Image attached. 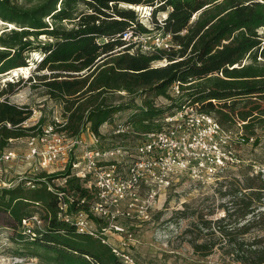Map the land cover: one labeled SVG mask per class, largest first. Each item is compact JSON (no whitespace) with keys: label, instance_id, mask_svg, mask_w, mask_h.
<instances>
[{"label":"trees","instance_id":"obj_1","mask_svg":"<svg viewBox=\"0 0 264 264\" xmlns=\"http://www.w3.org/2000/svg\"><path fill=\"white\" fill-rule=\"evenodd\" d=\"M147 7L153 10L152 30L135 9ZM160 13H167L162 22L157 20ZM0 20L16 27L0 34V76L26 69L32 53L42 54L27 81L0 83V152L39 130L25 126L33 110L10 101L28 83L61 106L67 121L60 131L70 138L90 131L103 139L102 127L129 110L133 114L124 126L147 133L150 123L198 104L222 126L240 124L243 143H259L258 131L264 129V0H0ZM152 32L171 34L172 44L143 52L124 40L126 33L135 37ZM40 36L50 41L35 46L32 39ZM161 62L166 65L155 66ZM175 83L181 86V100L174 112L164 115L147 97L171 99ZM110 93L146 100L142 106H117L108 102ZM47 179L66 180L61 190L74 198L73 211H87L95 200L94 192L72 176V166ZM247 183L251 194L244 206L227 209L214 225L204 226V231L218 230L220 238L190 242L203 259L220 249L237 264H264V238L245 239L251 231H264V168ZM0 211L16 233L22 219L33 213L45 220L34 241L26 238L25 243L27 254L44 264H123L110 249L97 248L92 238L58 219V197L46 184L35 190H4Z\"/></svg>","mask_w":264,"mask_h":264},{"label":"rangeland","instance_id":"obj_2","mask_svg":"<svg viewBox=\"0 0 264 264\" xmlns=\"http://www.w3.org/2000/svg\"><path fill=\"white\" fill-rule=\"evenodd\" d=\"M257 1L262 2L263 0ZM37 3L39 1L35 4ZM21 5L25 6V3L23 2ZM80 8L84 10V5L81 4ZM135 9L140 16L141 23L152 30L153 10H149V7H147V10L141 11L138 8ZM166 18L167 13H160L157 16L159 22L164 21ZM47 22L49 25L52 24L51 20H47ZM66 24L69 28H73L71 23ZM11 29H16V27L0 20V34ZM155 33L152 32L151 36L156 35ZM262 33H264V30H262ZM32 41L35 46H39L50 40L47 36H40L38 40L32 39ZM130 41L128 40V42ZM149 42L147 44L141 40L134 41L136 48L144 51L147 49L145 47H150ZM41 58L42 54L40 52L32 53L28 61L29 66L26 69H16L1 75L0 83L17 81L20 78L27 81ZM165 65L166 62H161L155 66ZM169 95L171 99L163 96L156 98L152 95L147 97V100L152 102L157 110L165 112L164 115L170 114L174 112L181 97H175L171 90ZM107 99L109 103L117 106H142L146 100L144 98L138 99V97L133 100L124 93H110ZM10 101L18 106H26L33 110L32 118L26 126L39 129L34 133V136H40L44 129L56 122V119L61 121L64 118L61 106L45 97L42 89L31 88L29 83L18 94L12 96ZM132 114L133 111L129 110L115 116L113 122L103 127V139L96 140L90 131L84 132L77 138L92 144L96 149L108 150L121 147L132 152L139 145V141L145 133L137 130L133 125L124 126V124L129 123ZM119 126L121 127L118 128ZM148 126L151 128L150 131H156L164 125L162 120H156ZM222 127L225 131H231L233 134L230 144L235 158L238 160L234 167L225 170L222 173V178L214 184H195L187 176L181 177L170 189L156 197L153 208L147 212L148 218L139 215L137 211L132 213L135 217L133 219L125 216L120 217L114 225L123 229L121 235H116L110 231L112 227L109 225V221L95 219V227L99 232L103 228H108L109 233L106 238L109 239L108 242L112 247L118 248L129 255L135 264H237L232 258L225 255L226 251L220 249H215L211 256L203 259L201 255L194 253L190 244L191 241H202L203 238L212 241L220 238L218 230L204 231V226L209 223L214 225L226 215L227 209H238L239 206H244V201L248 200L250 198L249 194H251V190L246 189L248 177L256 176L264 168V129L258 131L259 143L254 146L252 144L253 140L251 143H243L239 139L241 134L244 133L240 126L234 123H226ZM119 129H124L126 132L118 133ZM66 137L68 138V136ZM29 138L31 137L11 141L9 144L7 150L14 152L18 159L12 163L0 165V188L2 193L5 190V183L7 185L15 184L20 178H40L47 174L44 172L35 173L33 166L31 167L25 161V157L29 152ZM95 141H98V143H95ZM81 155V149L71 152L68 159L65 162L62 160L63 162H60L56 169L53 168L54 173L50 174H62L65 168L67 169L77 162ZM257 183L259 184V182ZM23 188L29 190L26 187ZM149 195V190L143 187L140 192L139 205L146 203ZM254 204L257 205V203ZM126 206V203L121 206L122 213L126 212ZM259 208L262 209V206L260 205ZM34 211L37 210L34 208ZM14 227L15 225L10 222L8 215L0 211V264H31L32 262L44 264L40 258L27 254L26 237L21 236V230L16 233ZM255 238H264V231H251L245 236L247 240H254ZM93 240L96 242L95 246L97 248H107L112 252L109 246L103 245L95 239Z\"/></svg>","mask_w":264,"mask_h":264},{"label":"built area","instance_id":"obj_3","mask_svg":"<svg viewBox=\"0 0 264 264\" xmlns=\"http://www.w3.org/2000/svg\"><path fill=\"white\" fill-rule=\"evenodd\" d=\"M149 10L152 11V8ZM172 38L171 34L135 37L131 33L124 35L127 42L141 40L148 44L150 41V47H145L146 51L141 49L143 52L168 48L172 44ZM170 90L175 97L183 94L179 83H175ZM66 121L64 118L61 121L56 119L40 136L31 135L28 139L29 152L25 161L33 166L35 173L44 172L48 175L40 178H20L15 184L5 183L4 189L13 190L22 186L35 190L46 184L58 197V219L74 226L78 235L93 238L109 246L123 264L135 262L122 250L109 244V239L106 238L108 228L99 232L95 227V219L109 221L112 227L110 231L121 235L123 229L114 225L120 217L133 219L135 217L132 213L137 211L139 215L148 218L147 212L153 208L156 197L170 189L181 177L187 176L195 184H214L222 178L225 170L234 167L238 162L230 144L232 132L225 131L215 116L203 112L198 104L182 106L166 117L162 120L164 126L144 133L139 145L132 152L121 147L100 150L81 139L67 138L60 131ZM125 132L126 130L119 129L118 133ZM77 149H81L82 155L72 165V176L80 179L85 188L95 194V200L87 211L71 209L74 198L61 190L66 184L65 179L50 182L47 179L54 176L50 173H54L56 166L65 162L69 154ZM17 159L12 151L6 149L0 152V165ZM36 180H41V183ZM143 187L149 190L150 195L146 203L139 205ZM1 193L0 188V196ZM80 203L86 204V199ZM124 203L127 204L126 212L122 213L121 206ZM45 225L46 222L40 214L33 213L22 219L20 230L27 240L34 241Z\"/></svg>","mask_w":264,"mask_h":264},{"label":"bare ground","instance_id":"obj_4","mask_svg":"<svg viewBox=\"0 0 264 264\" xmlns=\"http://www.w3.org/2000/svg\"><path fill=\"white\" fill-rule=\"evenodd\" d=\"M138 9H139V11H141V10H145V9L147 10V8H142V9L138 8Z\"/></svg>","mask_w":264,"mask_h":264},{"label":"crops","instance_id":"obj_5","mask_svg":"<svg viewBox=\"0 0 264 264\" xmlns=\"http://www.w3.org/2000/svg\"><path fill=\"white\" fill-rule=\"evenodd\" d=\"M104 126H105V125H104ZM104 126H103V127H104ZM103 127H102V129H103ZM102 129H101V131H102Z\"/></svg>","mask_w":264,"mask_h":264}]
</instances>
